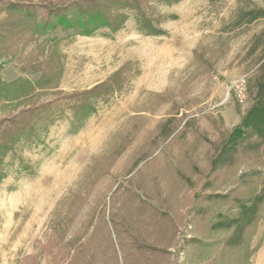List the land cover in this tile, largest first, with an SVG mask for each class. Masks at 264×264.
I'll list each match as a JSON object with an SVG mask.
<instances>
[{
	"label": "rangeland",
	"instance_id": "1",
	"mask_svg": "<svg viewBox=\"0 0 264 264\" xmlns=\"http://www.w3.org/2000/svg\"><path fill=\"white\" fill-rule=\"evenodd\" d=\"M253 7L264 0H0V82L28 87L0 89V128L47 106L0 151V264H264V197L228 242L264 193V150L211 172L252 103L264 17H236Z\"/></svg>",
	"mask_w": 264,
	"mask_h": 264
},
{
	"label": "trees",
	"instance_id": "2",
	"mask_svg": "<svg viewBox=\"0 0 264 264\" xmlns=\"http://www.w3.org/2000/svg\"><path fill=\"white\" fill-rule=\"evenodd\" d=\"M21 7V4H11L9 8L20 10ZM95 9V12H91L90 14H92L93 17H96L95 13L98 14L100 16V23L104 25H111L113 22L111 21L112 16L108 19L101 9ZM117 16L120 15H113V18L116 20L120 19ZM121 17L125 18V15H122ZM263 17L264 7L241 9L237 14L236 23L238 26H241L246 22L252 23ZM50 24L51 19L48 18L43 24V28L49 26ZM51 25L54 26V24ZM149 27L152 28V23L150 22ZM150 31H153V29ZM262 37L263 35L256 36L251 45L252 53H257L260 50L258 58L255 61L257 68L248 79V89L250 91V95H252V103L240 122L236 124L234 129L224 137L223 142L213 155V158L211 159V172H215L223 166L234 165L241 155L253 154L257 156L256 154L264 150V40ZM22 82H26V79L24 80L21 78L13 82H7V84L0 82L2 86L0 89L2 88L7 90L8 88H14L16 90L19 87L21 91L26 92L28 87L26 85H22ZM106 85L108 84L102 83L96 88H93L91 92L98 91ZM16 93L18 94V92ZM88 106L90 107L92 105L88 103ZM46 107L47 106L44 104H40L36 107H29L26 110H23L19 116L9 119L8 125L0 128V132H2L0 137V151L1 148H3L5 152H8L9 149L13 148L12 144H14L18 139L27 134L32 135V133H35V130H37L36 125H38L37 121L41 118L38 111H44V108L46 109ZM11 142L12 144H10ZM263 195L264 193L261 191L258 195L248 198L246 204H242L240 214L237 218H233L232 220L234 232L228 238V242L230 244H239L247 229L259 218L260 207L264 197Z\"/></svg>",
	"mask_w": 264,
	"mask_h": 264
}]
</instances>
